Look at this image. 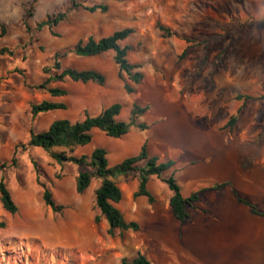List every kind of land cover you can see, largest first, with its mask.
<instances>
[{"label": "rangeland", "instance_id": "obj_1", "mask_svg": "<svg viewBox=\"0 0 264 264\" xmlns=\"http://www.w3.org/2000/svg\"><path fill=\"white\" fill-rule=\"evenodd\" d=\"M79 1L106 3L109 11H70L68 20L56 29L61 37L55 38L48 29L36 32L35 27L48 14L65 10L69 0H39L35 5L33 0H0V23L8 26L0 48L15 51L13 56L0 55V164L10 162L19 147L18 165L0 171V181L5 180L19 207L11 215L0 202V222H5L0 228V264H120L123 257L141 251L145 233L154 229L145 218L149 202L133 197L138 179L121 177L118 184L124 197L117 206L128 220L138 221L141 229L110 236L106 221L95 222L99 211L94 192L100 181L94 180L84 194H78V166L59 164L42 149L23 147L31 128L39 132L57 119L77 120L85 109L95 114L117 102L123 106L119 118L126 120L138 103L149 107L143 120L175 148L202 154L216 151L206 148L203 135L237 136L234 149L238 155L251 151L241 158L245 169L264 156V0ZM32 8L29 32L24 19ZM160 23L179 37L166 38ZM128 27L135 30L125 41L133 46L129 59L140 64L144 74L140 84L129 81L136 89L134 94H128L118 78L112 53L63 59L66 67L103 72L107 77L104 86L69 79L54 83L69 91L64 97L37 88L46 77L43 68L56 52H64L81 39L108 36ZM239 95L251 99L238 100ZM43 100L64 102L68 109L33 118L32 105ZM243 103L239 122L228 128L226 124ZM146 133L132 130L123 138H110L95 130L93 142L75 153L91 154L103 147L114 165L136 155ZM43 185L50 188L58 204L67 206L63 213L45 204ZM149 188L155 195L169 191L158 178Z\"/></svg>", "mask_w": 264, "mask_h": 264}, {"label": "trees", "instance_id": "obj_2", "mask_svg": "<svg viewBox=\"0 0 264 264\" xmlns=\"http://www.w3.org/2000/svg\"><path fill=\"white\" fill-rule=\"evenodd\" d=\"M38 2L39 0H33L34 5ZM81 8L91 13H107L109 11V6L106 3L88 5L79 0H69V5L65 10L62 9L48 14L46 18L37 23L35 31L43 32L48 29L53 37L60 38L61 35L56 29L68 20L70 11ZM32 17L33 8L27 10L24 19V24L29 32H31L29 20ZM158 27L166 38L179 37L176 31L166 25L160 23ZM134 33V28L128 27L100 38L90 36L87 40H79L76 44L66 48L64 52H56L51 59L52 62L43 68L46 77L37 88L46 90L53 97H64L69 94V91L64 87L53 86L54 83L64 82L69 79L83 84L94 83L104 86L107 82V77L103 72L95 69L79 70L66 67L63 64V59L70 55L78 58H90L112 53L113 60L118 68V78L123 82L125 91L128 94H134L136 89L129 81L134 84H140L144 79V74L140 70L141 65L133 63L129 59V53L133 51V46L125 43ZM7 34L8 26L5 23H0V42ZM184 40L191 42L189 38H184ZM186 53L187 51L185 50L182 57ZM14 54L15 51L9 47L0 48V55L13 56ZM237 98L238 100H248L251 99V96L239 95ZM67 109L68 106L64 102L43 100L32 105L31 114L35 118L40 114ZM122 109V104L117 102L103 108L98 114H91L85 109L83 116L77 120L57 119L48 128L39 132L31 128L29 142L24 144L23 147L25 149H42L59 164L70 163L78 166L80 170L76 177V190L80 195L90 188L94 180L100 181L94 192L95 208L99 211V214L95 216V222L106 221L107 232L112 237H116L118 234L123 236L125 233L137 232L141 229V224L138 221L128 220L123 211L117 206L124 197L123 191L118 184V179L121 177L138 179V188L134 192L133 197L135 199L145 197L150 204L156 202V196L149 188L150 181L158 178L166 183L173 192L170 204L174 214L178 220L185 222L189 218L188 208L198 201L203 190L185 197L181 192V187L175 175H168V172L174 166V161H161L158 156H152L149 152L147 140L142 144L140 151L136 155L127 157L114 165L110 164L109 152L103 147L95 148L91 154L77 155L75 153L77 148L87 146L93 142L95 130L101 131L110 138H123L132 130L146 131L151 128V125L143 120L149 110L148 106L134 103L126 120L119 119ZM244 109L245 103L238 108L236 114L231 116L226 124L228 128L233 129L237 125ZM18 148H16L10 162L0 164V171L4 168L18 165L16 157ZM34 164L39 172L37 163ZM43 186L45 188L43 194L45 204L55 213H63L67 206L58 204L50 188L47 185ZM222 186L224 184H217L214 188H221ZM241 201L247 203L244 200ZM0 202L7 213L15 215L19 212V207L4 179L0 181ZM253 210L258 213L255 208ZM4 227L5 222H0V228ZM120 264H151V261L146 253L138 251L135 256L123 257Z\"/></svg>", "mask_w": 264, "mask_h": 264}, {"label": "crops", "instance_id": "obj_3", "mask_svg": "<svg viewBox=\"0 0 264 264\" xmlns=\"http://www.w3.org/2000/svg\"><path fill=\"white\" fill-rule=\"evenodd\" d=\"M142 132L147 138L141 146L147 140L152 156L174 161L168 175H175L185 197L203 190L185 222L174 214L170 188L163 195L153 193L156 202L149 203L145 218L154 229L145 233L141 246L151 264H264V156L247 170L241 158L251 151L238 155L237 136L203 135L206 148L216 151L201 154L175 148L152 128ZM134 184L137 189L139 181ZM217 184L224 186L214 188Z\"/></svg>", "mask_w": 264, "mask_h": 264}]
</instances>
